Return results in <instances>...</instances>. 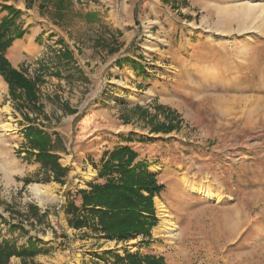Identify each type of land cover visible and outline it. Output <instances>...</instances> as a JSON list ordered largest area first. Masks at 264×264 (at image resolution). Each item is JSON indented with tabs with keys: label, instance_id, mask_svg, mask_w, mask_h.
<instances>
[{
	"label": "rangeland",
	"instance_id": "rangeland-1",
	"mask_svg": "<svg viewBox=\"0 0 264 264\" xmlns=\"http://www.w3.org/2000/svg\"><path fill=\"white\" fill-rule=\"evenodd\" d=\"M47 1L0 0V22L2 5L22 11L6 56L36 82L40 106L0 74V243L31 238L44 249L32 264H112L135 251L167 264H264V0H72L64 13ZM171 118L172 132L151 130ZM29 120L69 169L62 182L26 159ZM126 145L165 186L158 225L127 240L74 228L77 191L103 182L105 153Z\"/></svg>",
	"mask_w": 264,
	"mask_h": 264
},
{
	"label": "trees",
	"instance_id": "trees-1",
	"mask_svg": "<svg viewBox=\"0 0 264 264\" xmlns=\"http://www.w3.org/2000/svg\"><path fill=\"white\" fill-rule=\"evenodd\" d=\"M49 1L51 0L47 3ZM53 1L60 8L58 11L63 13L73 5L72 0ZM43 5L47 4L44 2ZM2 8L9 13L8 17L0 22V74L8 82L10 93L14 97L25 96L27 104L40 110L37 104L36 82L14 68L6 56L7 49L12 45L15 37L17 35L20 37L24 33L16 25V19L22 11L8 4L2 5ZM85 16L90 20L93 14L87 12ZM15 31L16 36L13 35ZM62 54L66 60H71L73 57V53L68 50ZM158 108L160 111L164 110L162 106ZM166 117H171L170 112ZM173 120L175 119L171 118L168 123H157L151 130L156 133H170L177 127ZM24 135L27 138V145L24 148L26 159L40 163L41 168L47 173L45 181L53 179L62 182L68 175L69 169L60 162L51 136L32 121L26 127ZM125 141L134 140L125 138ZM140 141H144V138H140ZM138 157L139 152L129 145L116 147L105 153L98 171V177L104 181L91 183L90 190H78L77 193L82 200L81 205L72 202L67 208V213L71 215L69 221L74 228L89 227L102 233L106 238L117 240H127L137 234L151 236L152 230L159 223L154 198L165 186L158 182L155 172L137 160ZM24 181L26 184L32 182L29 178H25ZM33 211L38 216V208L33 207ZM28 243L27 246L17 247L10 241L4 240L0 243V263L4 264L11 257L16 256L23 259L24 264H32L28 263L27 259H34L44 249L31 238ZM112 264H167V262L163 255L141 254L135 251L126 252L124 256L115 255Z\"/></svg>",
	"mask_w": 264,
	"mask_h": 264
},
{
	"label": "bare ground",
	"instance_id": "bare-ground-1",
	"mask_svg": "<svg viewBox=\"0 0 264 264\" xmlns=\"http://www.w3.org/2000/svg\"><path fill=\"white\" fill-rule=\"evenodd\" d=\"M5 130H10V129H5ZM36 192H37V194H40V193H42V190L40 189V188H38V187H36V190H35ZM202 192V191H201ZM201 192H198V193H201ZM203 193V192H202ZM201 193V194H202ZM162 208H164V205L163 204H161L160 205ZM164 224H163V227L165 228V229H167L169 232H171V231H173V230H175V226H173V223H170V220L168 219V217H167V215H165V217H164Z\"/></svg>",
	"mask_w": 264,
	"mask_h": 264
},
{
	"label": "crops",
	"instance_id": "crops-1",
	"mask_svg": "<svg viewBox=\"0 0 264 264\" xmlns=\"http://www.w3.org/2000/svg\"><path fill=\"white\" fill-rule=\"evenodd\" d=\"M138 67H140V65ZM152 238H153V236H152Z\"/></svg>",
	"mask_w": 264,
	"mask_h": 264
}]
</instances>
